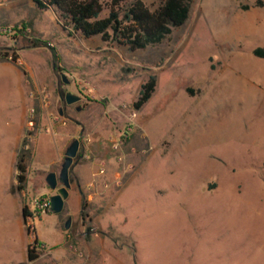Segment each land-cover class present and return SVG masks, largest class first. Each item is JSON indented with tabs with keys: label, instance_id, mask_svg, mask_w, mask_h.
I'll use <instances>...</instances> for the list:
<instances>
[{
	"label": "rangeland",
	"instance_id": "1",
	"mask_svg": "<svg viewBox=\"0 0 264 264\" xmlns=\"http://www.w3.org/2000/svg\"><path fill=\"white\" fill-rule=\"evenodd\" d=\"M143 1L154 10L161 0ZM255 1L192 0L183 25L130 50L69 36L33 0H0V27L10 29L0 30V264H264V57L252 53L264 47V7ZM151 74L155 90L135 109ZM67 91L81 98L65 105ZM74 138L63 209L37 212L36 200L61 186L45 176L59 173ZM28 249L38 258L27 260Z\"/></svg>",
	"mask_w": 264,
	"mask_h": 264
},
{
	"label": "trees",
	"instance_id": "2",
	"mask_svg": "<svg viewBox=\"0 0 264 264\" xmlns=\"http://www.w3.org/2000/svg\"><path fill=\"white\" fill-rule=\"evenodd\" d=\"M192 0H161L151 10L143 0H33L40 9L53 8L61 20L62 28L69 36L91 37L99 35L103 41H114L127 46L130 50L143 49L161 42L173 28L185 23ZM255 4L264 7V0ZM104 9L107 14L101 16ZM258 57H264V47L252 50ZM156 87V77L151 74L141 84L139 94L133 101V107L140 109L149 100ZM29 156L27 141L23 139L22 148L16 163L19 187L25 180V161ZM24 217L30 213L22 209ZM38 258L34 249H28L27 260Z\"/></svg>",
	"mask_w": 264,
	"mask_h": 264
},
{
	"label": "water",
	"instance_id": "3",
	"mask_svg": "<svg viewBox=\"0 0 264 264\" xmlns=\"http://www.w3.org/2000/svg\"><path fill=\"white\" fill-rule=\"evenodd\" d=\"M62 81L68 83V80L64 74H62ZM81 97L77 94L67 91L64 94V101L65 105L72 104L78 101ZM79 109V107H77ZM62 114V111H59ZM79 148V139L74 138L70 144L66 147L64 151V158L61 163V167L59 173L57 174L54 171H50L45 176V181L49 185L50 188L55 189L57 188L58 181L61 182V186L57 188V193L50 196V210L53 213H59L62 211L64 206V200L67 198L70 188V180H69V170L73 165V159L77 155ZM71 216H68L64 227L69 228L71 224ZM84 215L82 210L79 214L77 231L78 233H84Z\"/></svg>",
	"mask_w": 264,
	"mask_h": 264
},
{
	"label": "built area",
	"instance_id": "4",
	"mask_svg": "<svg viewBox=\"0 0 264 264\" xmlns=\"http://www.w3.org/2000/svg\"><path fill=\"white\" fill-rule=\"evenodd\" d=\"M19 28H21L19 26ZM27 30H29V28H26ZM0 30H10L8 28H2L0 27ZM50 207V200L49 199H39V200H36V211L37 212H45L47 209H49Z\"/></svg>",
	"mask_w": 264,
	"mask_h": 264
},
{
	"label": "flooded vegetation",
	"instance_id": "5",
	"mask_svg": "<svg viewBox=\"0 0 264 264\" xmlns=\"http://www.w3.org/2000/svg\"><path fill=\"white\" fill-rule=\"evenodd\" d=\"M81 209H83V206L81 207ZM81 209H80V211H81Z\"/></svg>",
	"mask_w": 264,
	"mask_h": 264
}]
</instances>
